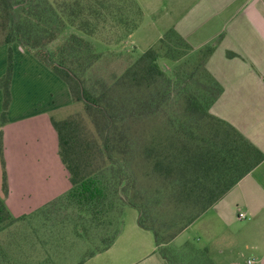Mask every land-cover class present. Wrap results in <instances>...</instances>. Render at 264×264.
Instances as JSON below:
<instances>
[{"label": "trees", "instance_id": "16d2710c", "mask_svg": "<svg viewBox=\"0 0 264 264\" xmlns=\"http://www.w3.org/2000/svg\"><path fill=\"white\" fill-rule=\"evenodd\" d=\"M52 5L49 0H0V45H19L67 85L74 106L77 102L82 104L81 113L75 112L54 123L58 155L70 182V189L58 201L68 198L76 202L81 213L88 208L93 214L105 212L107 216L115 207V201L107 200L111 194L120 203L117 216L125 207L136 209L138 226L153 234L156 248L166 264H176L170 242L263 160V154L235 128L210 113L211 106L221 94V87L205 68L213 46L193 50L170 30L162 35L156 47L147 49L121 76L111 81L94 77L89 80L85 74L100 56L94 54L87 44L70 40L57 51L46 49L47 44L61 32L55 25L60 15ZM182 46L187 51L184 56L189 57L181 65L174 66L169 75L162 72L158 62H177L181 58L176 55L177 48ZM12 63V52L8 48L7 70L0 79L4 96L2 123L6 121L9 105ZM139 86L147 89L145 96L140 94ZM170 98H184L186 101L182 114L184 122L178 120L175 124L183 131L185 143L179 150L176 168L171 166V162L163 166L158 161L155 164V169L164 172V178L171 175V169H175L171 178L175 212L169 214L167 228L157 230L146 224L150 215L142 209V204H135L133 198L127 196L133 175L125 162H120L121 168L118 167L117 155L129 159L135 140L133 125L141 117L154 115L161 102L166 103ZM1 148L0 133V157ZM148 152L150 149L146 150ZM172 156L176 157L175 154ZM121 185L124 186L123 199L117 198V187ZM3 191L7 193L5 172ZM21 220L24 217L14 219L11 216L0 198V232ZM115 237L103 250L112 244ZM182 250L202 258L206 256L205 251L192 248L189 243L184 244L180 253Z\"/></svg>", "mask_w": 264, "mask_h": 264}, {"label": "crops", "instance_id": "0c3cea01", "mask_svg": "<svg viewBox=\"0 0 264 264\" xmlns=\"http://www.w3.org/2000/svg\"><path fill=\"white\" fill-rule=\"evenodd\" d=\"M132 2L138 23L123 42L134 41L135 33L144 31L147 24L157 37L141 42H158L172 30L193 50L213 46L205 68L221 87V94L210 113L235 128L263 154V160L189 227L197 224L205 244H214L215 264H240L238 255L244 249L251 256L247 261L264 264V0ZM8 48L13 63L4 123L0 88V198L14 219H25L70 189L68 172L58 155L54 123L65 119L74 103L67 85L15 43L0 46V79L7 70ZM238 214L245 219L239 220ZM137 220L135 215L130 229L117 234L109 247L93 256L114 254L113 247L119 242L117 258L122 263L166 264L153 234L140 228Z\"/></svg>", "mask_w": 264, "mask_h": 264}, {"label": "rangeland", "instance_id": "374dc122", "mask_svg": "<svg viewBox=\"0 0 264 264\" xmlns=\"http://www.w3.org/2000/svg\"><path fill=\"white\" fill-rule=\"evenodd\" d=\"M49 1L53 4L55 12L60 15L55 25L61 32L56 34L53 42L47 44L46 49L57 51L70 40L87 44L94 54L100 56L85 74V78L89 80L94 77L111 81L121 76L141 54L157 45V42H141L157 37L156 33L148 29L147 24L143 27L144 31L139 30L135 33L138 37L134 41L123 42L132 34L138 23V11L132 0ZM186 53L183 46L178 47L176 55L181 58L174 64L160 61L159 69L169 75L174 66L181 65L182 61L189 57L184 56ZM146 90L145 86H139L142 96L146 95ZM166 101L161 102L158 112L154 115L149 118L141 117L133 125L135 140L129 159L117 155L118 167L121 168L120 162H125L133 175L127 196L132 197L135 204L143 205L142 209L150 215L147 219L149 217L151 219L146 224L154 226L157 230L166 229L169 214L175 212L171 191L174 187L171 178L175 169H171V175L164 178V172L159 168L155 169V164L158 161L163 166L171 162V166L176 168L179 150L185 143L183 131L175 124L178 120L184 122L182 114L186 101L184 98L178 100L170 98ZM73 108L72 112L69 114V110L67 114L82 112V104L79 102ZM204 127L207 129V124ZM147 149H150V152L146 153ZM173 154L176 157H173ZM123 187L122 185L117 187V198H125ZM164 188L167 191H164ZM107 200L115 201V207L107 216L105 212L93 214L88 208L83 209L84 213H81L75 201L63 198L40 213L5 227L0 232V264H127L117 258L119 242L113 247L114 254L101 253L93 256L103 251L114 235L130 229L131 218L138 216L137 210L131 207H125L117 216L120 209L119 201L117 203V199L111 194ZM185 243H189L195 249L202 251L206 249L209 253L203 256L204 260L190 251L182 250L180 253ZM170 248L176 255L174 257L176 264H215L214 244L211 243L209 246L205 244L197 224L187 228ZM248 257L251 258L245 249L243 252L241 250L238 255L239 263L246 264Z\"/></svg>", "mask_w": 264, "mask_h": 264}, {"label": "built area", "instance_id": "2783aa9c", "mask_svg": "<svg viewBox=\"0 0 264 264\" xmlns=\"http://www.w3.org/2000/svg\"><path fill=\"white\" fill-rule=\"evenodd\" d=\"M238 219L239 220H244L245 219V215L244 214H238ZM246 264H253V261L252 260H248L246 262Z\"/></svg>", "mask_w": 264, "mask_h": 264}]
</instances>
